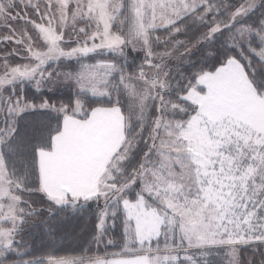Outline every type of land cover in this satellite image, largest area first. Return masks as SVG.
Masks as SVG:
<instances>
[{"label":"snow or ice","instance_id":"obj_1","mask_svg":"<svg viewBox=\"0 0 264 264\" xmlns=\"http://www.w3.org/2000/svg\"><path fill=\"white\" fill-rule=\"evenodd\" d=\"M0 264H264V0H0Z\"/></svg>","mask_w":264,"mask_h":264},{"label":"trees","instance_id":"obj_2","mask_svg":"<svg viewBox=\"0 0 264 264\" xmlns=\"http://www.w3.org/2000/svg\"><path fill=\"white\" fill-rule=\"evenodd\" d=\"M95 227V217L84 218L77 221L66 223L65 232L66 239L60 240L54 248H49L47 243L40 244L39 251L43 254L52 252L57 255H79L81 247H88V242L92 240V230ZM109 238H113L115 243L119 244V228L115 233L110 234ZM110 252L118 251V249L110 248Z\"/></svg>","mask_w":264,"mask_h":264}]
</instances>
